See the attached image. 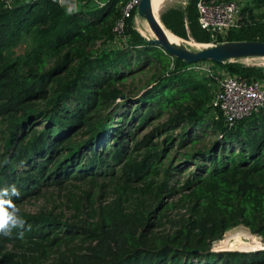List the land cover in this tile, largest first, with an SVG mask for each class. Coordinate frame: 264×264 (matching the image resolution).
Returning a JSON list of instances; mask_svg holds the SVG:
<instances>
[{
    "label": "trees",
    "instance_id": "16d2710c",
    "mask_svg": "<svg viewBox=\"0 0 264 264\" xmlns=\"http://www.w3.org/2000/svg\"><path fill=\"white\" fill-rule=\"evenodd\" d=\"M90 1L68 10L58 0H0V264L51 257L48 264H264V249L211 248L239 225L264 243V108L232 125L216 108L208 117L214 77L184 71V61L135 32L136 7L118 34L129 0ZM196 2L168 7L160 19L178 37L210 43ZM242 13L243 24L217 42L264 41V21L253 7ZM118 37L126 43L110 47ZM148 65L156 73L128 91V79ZM218 65L264 80L263 66ZM207 135L210 142L197 146ZM186 170L182 183L171 184ZM106 177L120 194L88 202L84 219L16 210L43 186ZM174 193L187 216L161 231L169 208L163 196ZM145 196L154 203L146 205ZM80 203H73L78 213Z\"/></svg>",
    "mask_w": 264,
    "mask_h": 264
},
{
    "label": "rangeland",
    "instance_id": "374dc122",
    "mask_svg": "<svg viewBox=\"0 0 264 264\" xmlns=\"http://www.w3.org/2000/svg\"><path fill=\"white\" fill-rule=\"evenodd\" d=\"M86 1L80 5L82 7ZM105 0H91L89 3H101ZM188 0H157L156 6L159 12V16L163 10H165L168 7H185ZM241 4L243 7L249 6L253 7V13L256 14L257 18L264 21V7H256L255 4L251 0H242ZM247 15V13L245 14ZM149 26L146 20L142 17H140L137 13H135L132 17V23L131 28L137 32L141 37L147 39V38H154L153 33H143L145 30L144 26ZM181 41L186 43L190 48L195 49L196 47L190 46L189 42H196L191 41L192 38L184 39L181 37H178ZM127 38L118 37L113 43L110 44V47H118L126 43ZM198 43V42H197ZM99 45V43H98ZM235 62H240L244 65H250V66H263V63H261L258 59H241L237 60ZM264 67V66H263ZM156 73L155 66L148 65L146 66L142 71L137 72L134 75V79L130 80V78L127 81V84L129 87H127L128 91H136L137 89L145 86L147 82L150 80L151 76ZM200 78L203 76L199 75ZM212 88V97L210 101L205 106L206 114L208 117H214L216 114V110L212 106V99L215 94V92L218 89V83L215 80L211 83ZM166 118L165 116H162L160 118H156L153 121H151L145 128L140 130L137 134V139L143 136L145 133L149 132L154 126L157 124H160L162 121H164ZM180 129L177 128L175 132H179ZM200 135V134H199ZM163 137V136H162ZM199 144L197 146H202L203 144L209 143L212 139L209 135L203 137H199ZM176 150V146L173 147L170 150L171 155H177L174 153ZM178 150V149H177ZM188 170L183 172L182 175L176 176L171 180V184L177 185V183H182L184 178L187 175ZM176 179V180H175ZM118 182L114 180L113 182L108 181V177L106 178H97L92 183L89 181H74V180H68L66 183H64L61 187L56 186H43L41 188V194L39 196L34 197H27L25 198L18 206L16 207V210H21L29 213H38V212H51L53 215H56L60 217L62 220L67 221H76L79 219H84L87 217L85 214L88 210V202L92 203H99L101 202H107L110 200L115 199L119 194L121 189L118 187ZM136 195H126V198L128 200H132L135 198ZM179 198V193L174 194H165L163 196V201L165 203H168L169 208H167L166 216L163 219V226L159 228L161 231H168L171 229V227L174 225V221H177L178 218L181 215L187 216L185 213V208L181 206L180 203L177 202ZM143 201L146 202V205L153 204V198L152 196L148 197L145 196L143 198ZM81 202L80 205L83 204V207L81 208V213H78L74 207L73 203ZM95 204V205H96ZM239 233V234H238ZM238 234V235H237ZM235 238V240L232 242L235 246H224L222 244V241L226 239L227 237ZM251 236L255 237L257 242H254L251 240ZM237 237V238H236ZM251 240V241H246ZM249 243L253 242L254 244L257 243L259 246L250 247L248 249H242L238 246L243 245V243ZM261 247H264V243L262 242V239L259 235L252 233L247 227L243 225H239L237 227H234L228 231H226L223 234V237L220 240L215 241L212 243L211 248L215 251H226V252H233V251H254L256 249H260ZM52 257L45 260L43 264H48L51 261Z\"/></svg>",
    "mask_w": 264,
    "mask_h": 264
},
{
    "label": "built area",
    "instance_id": "2783aa9c",
    "mask_svg": "<svg viewBox=\"0 0 264 264\" xmlns=\"http://www.w3.org/2000/svg\"><path fill=\"white\" fill-rule=\"evenodd\" d=\"M66 9L76 10L84 0H58ZM242 0H197L198 23L207 30L212 42L225 39L227 32L243 24ZM139 0H129L122 10V17L116 22L114 30L120 34L123 30V19L135 8ZM237 60H232L234 62ZM184 71L196 76H212L218 83V89L212 99V106L218 109L224 120L232 125L253 112L264 108V80L234 75L210 60L186 63Z\"/></svg>",
    "mask_w": 264,
    "mask_h": 264
},
{
    "label": "water",
    "instance_id": "95a60500",
    "mask_svg": "<svg viewBox=\"0 0 264 264\" xmlns=\"http://www.w3.org/2000/svg\"><path fill=\"white\" fill-rule=\"evenodd\" d=\"M136 13L146 20L153 32L154 38H147V41L161 47L170 56L185 63L210 60L215 64H223L232 60L264 59V41L233 40L222 41L212 45L200 43L199 47L193 49L180 39L179 41L171 40L165 33L163 28L165 25L162 23L160 16L158 17L159 19L155 17L151 0H139L136 6ZM261 249H264V247L256 250Z\"/></svg>",
    "mask_w": 264,
    "mask_h": 264
},
{
    "label": "bare ground",
    "instance_id": "6f19581e",
    "mask_svg": "<svg viewBox=\"0 0 264 264\" xmlns=\"http://www.w3.org/2000/svg\"><path fill=\"white\" fill-rule=\"evenodd\" d=\"M156 2H157V0H151V3H152V7H153V11H154V14H155V17L157 18V19H159L158 17H159V12H158V9H157V6H156ZM146 25V24H145ZM145 27V30L143 31V33H153L152 31H151V29H150V27L149 26H144ZM164 28V30H165V33L167 34V36L171 39V40H174V41H179V38L176 36V35H174L170 30H168V29H166L165 27H163ZM190 46H192V47H199L200 46V43H197V42H189L188 43ZM255 59H258V60H260L261 61V63H264V59H261V58H255ZM222 244L224 245V246H230V247H232V246H235L236 247V245H233L232 244V242L231 241H229V240H223L222 241ZM254 246H259L257 243H253V242H249V243H247V242H245V243H243V245H240V246H238L239 248L241 247L242 249H248V248H250V247H253L254 248Z\"/></svg>",
    "mask_w": 264,
    "mask_h": 264
}]
</instances>
